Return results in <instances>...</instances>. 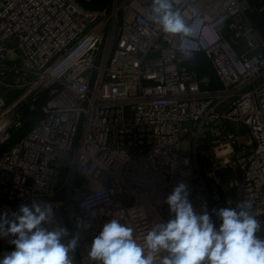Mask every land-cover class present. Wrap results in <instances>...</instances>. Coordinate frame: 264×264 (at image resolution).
Segmentation results:
<instances>
[{
  "label": "built area",
  "instance_id": "obj_1",
  "mask_svg": "<svg viewBox=\"0 0 264 264\" xmlns=\"http://www.w3.org/2000/svg\"><path fill=\"white\" fill-rule=\"evenodd\" d=\"M170 3L190 36L164 33L154 0H0V150L24 106L43 112L0 151V214L52 204L46 226L79 235L73 264H97L88 249L111 219L143 244L181 182L217 227L212 210L241 201L264 225V0Z\"/></svg>",
  "mask_w": 264,
  "mask_h": 264
},
{
  "label": "clouds",
  "instance_id": "obj_2",
  "mask_svg": "<svg viewBox=\"0 0 264 264\" xmlns=\"http://www.w3.org/2000/svg\"><path fill=\"white\" fill-rule=\"evenodd\" d=\"M150 18L164 33L191 35L170 0H154ZM189 195L183 182L173 188L165 200L172 218L155 223L143 244L118 219L106 222L89 246V258L97 264H157L158 257L159 264H264V237L259 235L264 225L251 214L249 202L213 209L221 221L217 227L207 206L196 212ZM53 216L52 204L35 200L22 204L10 219L7 212L0 214V237H13L14 245L0 264H73L70 254L79 246V235L61 225L50 230L46 225Z\"/></svg>",
  "mask_w": 264,
  "mask_h": 264
},
{
  "label": "trees",
  "instance_id": "obj_3",
  "mask_svg": "<svg viewBox=\"0 0 264 264\" xmlns=\"http://www.w3.org/2000/svg\"><path fill=\"white\" fill-rule=\"evenodd\" d=\"M257 28H258L259 33H261L264 36V17L263 18L259 17V19L257 21ZM199 57L197 56L196 60H194L192 62V65L197 67L202 72L211 73V75L213 76V79H217V75H216L214 69L212 68V66L210 64L209 59L205 55L201 56V58H199ZM42 100L43 99H41V101ZM22 111L27 116V121H26L25 125L22 128H20V130L14 135L12 141L10 143L6 144L5 146H3L2 149L10 147L15 141H17V139L20 138V136H22L34 124H36L38 122L40 116L43 114L42 110H39L37 112L30 111L28 106H24L22 108Z\"/></svg>",
  "mask_w": 264,
  "mask_h": 264
},
{
  "label": "rangeland",
  "instance_id": "obj_4",
  "mask_svg": "<svg viewBox=\"0 0 264 264\" xmlns=\"http://www.w3.org/2000/svg\"><path fill=\"white\" fill-rule=\"evenodd\" d=\"M261 37L264 39V36L260 33ZM243 139H247V136H244Z\"/></svg>",
  "mask_w": 264,
  "mask_h": 264
},
{
  "label": "crops",
  "instance_id": "obj_5",
  "mask_svg": "<svg viewBox=\"0 0 264 264\" xmlns=\"http://www.w3.org/2000/svg\"><path fill=\"white\" fill-rule=\"evenodd\" d=\"M203 55H204V54H202V53H199V54H198V57L200 56L199 58H201V56H203Z\"/></svg>",
  "mask_w": 264,
  "mask_h": 264
},
{
  "label": "water",
  "instance_id": "obj_6",
  "mask_svg": "<svg viewBox=\"0 0 264 264\" xmlns=\"http://www.w3.org/2000/svg\"><path fill=\"white\" fill-rule=\"evenodd\" d=\"M68 226V225H67ZM68 228H69V226H68ZM70 234L72 235V233L70 232Z\"/></svg>",
  "mask_w": 264,
  "mask_h": 264
}]
</instances>
